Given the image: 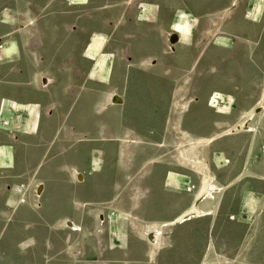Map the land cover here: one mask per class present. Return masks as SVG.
I'll use <instances>...</instances> for the list:
<instances>
[{"label":"crops","instance_id":"obj_1","mask_svg":"<svg viewBox=\"0 0 264 264\" xmlns=\"http://www.w3.org/2000/svg\"><path fill=\"white\" fill-rule=\"evenodd\" d=\"M5 11L14 24L9 29H29L25 36L33 39L15 43L0 35V190L3 196L27 181L26 186L43 187L46 198L40 217L27 206L10 212L0 208L1 216H13L0 223V264H98L99 215L110 225L125 223L129 215L118 208H108L107 216L90 214L91 224H98L78 243L82 218L77 220L66 200L60 168L68 135L77 140L89 133L99 139L98 111L117 107L114 95L124 100L119 109L141 108L145 116L157 117L168 107L166 84L179 82L205 87L199 100L188 88L172 91L169 106L185 112L188 105L202 102V113H193L190 121L205 133L187 149L202 146L205 151L179 154L188 164L186 171L166 170L158 179L160 195L167 187L173 190L170 208L176 214L152 217L142 236L150 235V245L164 227L192 221L174 225L188 214H205L194 218L201 219L206 232L199 264H264V90H259L264 84V0H0V16ZM39 19L49 26H33ZM53 20L58 22L51 24ZM47 26L73 36L69 46L63 39L59 47L40 48L36 38ZM169 36L175 42L173 53ZM89 83L97 86L85 85ZM101 85L110 87L100 90ZM95 93L106 100L99 108L94 107ZM171 125L158 132L175 130ZM246 126L251 131H244ZM144 137L140 142L146 145L178 146ZM124 143L130 148L138 141L129 137ZM109 155L110 150L103 157ZM98 169L100 184L105 172ZM69 171L78 187L86 183L77 167ZM76 191L79 196L80 188ZM119 195L124 202L130 199V194ZM158 208H163L161 201L145 210ZM105 227L107 252H114L115 242L125 248L124 230L114 233Z\"/></svg>","mask_w":264,"mask_h":264},{"label":"rangeland","instance_id":"obj_2","mask_svg":"<svg viewBox=\"0 0 264 264\" xmlns=\"http://www.w3.org/2000/svg\"><path fill=\"white\" fill-rule=\"evenodd\" d=\"M0 20L4 22V24L0 23L2 26L0 27V35L4 36V40L13 38V42L15 43H28L30 42V39H33L29 36H25L26 33L30 31L29 29L20 30L19 32L9 29L11 25L14 27V24L12 20H10V14L8 11H5L4 15L0 16ZM57 22L58 20H53L51 24L55 25ZM33 23V26L35 25V27H40L41 24H47L48 26L50 24L48 20L44 19L36 20ZM48 26L47 28L44 27L42 29L43 31L40 30L38 33L39 37L36 38V43L41 44L39 46L40 48L48 45L59 47L62 42L61 40L63 39H65L64 43L69 46L73 36L62 35L61 31L53 29V27L49 29ZM9 30H11V32H9ZM84 38L85 37H83V39ZM2 40L0 39V41ZM65 56L64 59H73V56L71 55ZM86 66L87 64L83 63V67L86 68ZM70 70L72 71L70 74L73 75L74 69L72 68ZM56 72L57 75L63 73L58 70H56ZM181 74H183V72L179 71L178 76ZM65 75H67V73ZM85 85L97 86L96 84L91 85L90 83ZM172 85L175 86V93H177V91H184L185 93L187 88L188 93L191 92L190 84H182L179 82ZM109 87V85L99 86L100 90L102 88L107 90ZM259 90H264V84L260 85ZM102 95L103 94L101 93L99 95L95 93L93 96L95 99L94 107L99 108V106L106 103V100L100 98ZM98 97L100 98L99 101H97ZM114 97L120 98L118 95H114ZM118 101L120 103L121 100ZM184 102L185 101L180 102L182 107H185ZM121 105H123V102L117 104V107L98 111L100 142H94L89 133H84L87 136L86 139L79 137L77 140L68 135V140L66 142L67 152L63 153L61 157L62 163L66 165V169L63 172V176L66 180L63 187L65 190L64 192H66L67 195L65 196L66 200L70 203V207H73L71 211L75 214L77 220L79 221V219L82 218L80 225L81 228L79 227V231L81 232H79L78 235V243H80L81 240L86 241V235L88 232H90L92 227H95L96 224H98L95 220L92 222L93 225L91 224L92 218L90 214H94V216L97 217L98 212H102L107 216L109 214H107L108 208H118L127 212L126 214L129 215L127 216V220H125V223L117 221L110 225L107 220L106 222L104 221V217L99 215V220L101 222L99 224H101V227L97 234L98 237L95 236V239L98 238L99 241V254L98 259H96L98 264H199L202 247L206 241L205 227H203L204 225L201 223V219H193L188 223L184 222L185 224L181 226L164 227L163 232L159 231V234L155 237L154 243H152L153 241L151 242L152 245L147 244L150 235L146 234V238L143 237L141 230L149 219H152V217L154 219V216L171 218L176 214V208H174V211L170 208L173 201L171 192L173 190L167 187V190L160 195L161 191L159 189L160 187L158 188V179L166 170L186 171L188 164L182 163L179 154L193 156L204 154L205 150L202 146L187 149V144L192 143L195 137L205 133L203 126H197L193 129L194 125L192 124V120L190 121L193 113H202V102L200 101L199 103L188 105L185 112H173V108H170L169 114L171 121H169V126L173 124V127L176 129L173 131L169 130L170 132L165 131L162 134L155 130L156 125L150 126L149 123L155 124L156 122H159L158 117L164 114L165 107L162 108L161 113H159L157 117H147L144 115L145 110L143 111L141 108L130 112L129 109L124 110L122 107L119 109L118 106ZM140 114L143 115L139 117ZM117 115H119L120 118L117 117ZM122 115H125L124 117L126 120L128 118L130 119L129 127H123L124 121ZM146 119L150 120L147 121ZM141 120L142 122H145L147 126L153 128V130H147L145 133V126H142L143 124L140 125ZM250 120L251 118H249V121ZM95 134L94 136H96ZM144 134H147L148 138L151 140H172L175 144H178V146L146 145L145 143L140 142V140H145L146 137H144ZM129 137L135 138L138 143L132 145L130 148H125L124 142ZM110 140H114L113 147H108L107 145L108 143H111L108 142ZM96 148L99 151H93ZM108 150L111 151V155L104 158L103 154ZM51 151L53 150L51 149ZM64 156H68L69 158L74 156L76 159H63ZM117 156L118 163H116L115 160H110V158ZM69 166H75L79 171L84 173L86 178V183L84 185H80V187L77 186L73 172L68 170ZM96 166L99 167V169L103 167L105 172L100 179V184H98V180H96L100 176L99 173L94 170ZM38 173L41 174V171ZM27 174L30 176L32 172L30 171ZM80 176L81 179L79 181L83 182L84 177L81 174ZM25 182L27 181H23L19 184L22 186L20 188V193H13L10 191L4 192L3 196H1L2 201L0 203V208L6 209L10 212L13 208L16 209V207L27 206L32 209L37 217H40L46 198L45 193L40 199L42 207H33L34 186L32 183L26 186ZM100 187L102 188L100 189ZM77 188H80L81 190V192L79 191V196L76 191ZM9 193H13L12 196L10 195L9 197ZM119 193L130 194V199L125 202L122 201V196H120ZM20 199H23L24 201L20 202ZM98 199L104 201L108 200V203L104 205L95 204ZM156 201L157 203L161 201L164 209L158 208L152 212H147L145 210L147 204H152V206H154ZM5 203H10L11 207H5V205H3ZM110 213L117 214L116 212ZM12 217L13 216L10 213L2 216L0 215V223L4 224L6 221L13 219ZM102 223L104 228H102ZM106 225H108L109 228L111 227L110 229L114 233H118L119 230H124L127 236V244L125 248H117L118 243L115 242V248L112 250L114 252H107L106 244L104 243L107 236ZM176 234H181V237L175 239ZM160 237L162 238L161 242ZM127 245L131 247L130 253H128ZM145 252H147V255ZM83 255L85 256L84 250Z\"/></svg>","mask_w":264,"mask_h":264},{"label":"flooded vegetation","instance_id":"obj_3","mask_svg":"<svg viewBox=\"0 0 264 264\" xmlns=\"http://www.w3.org/2000/svg\"><path fill=\"white\" fill-rule=\"evenodd\" d=\"M173 53V52H172ZM174 85H172V83H169V84H166V89H167V91H168V95H169V97L166 99V101H164V103L165 104H167V108H164V114L163 115H161V116H159L158 117V119H159V122H156L155 124H153V123H149V125L150 126H155L156 127V131H158V129H160V128H164V129H167V127L169 126V121H171V117H170V114H169V112H170V98H171V95H172V91H174ZM205 87H204V85L203 84H192L191 85V93L192 94H194L193 96H196V98L199 100L200 98L198 97V96H202L203 94H205V89H204ZM170 91V92H169ZM124 101V100H123ZM198 103V102H197ZM123 107V106H122ZM123 116V115H122ZM125 116V115H124ZM123 116V121H124V128L127 126V127H129V125H130V119L128 118L127 120L125 119V117ZM147 117H150V116H147ZM147 121L148 120H150V119H146ZM143 124V125H142ZM140 125H142V126H145L144 127V129H147V128H151L150 126H147V124L145 123V122H142V120H141V123H140ZM183 125V124H182ZM172 125H170L169 127H171ZM151 129H153V128H151ZM96 132V131H95ZM93 141L94 142H100L101 140L100 139H93ZM108 142H111V143H108L107 145H108V147H113L114 146V140L113 141H108ZM113 142V143H112ZM76 151V150H75ZM93 151H99L97 148L95 149V150H93ZM65 152H67L66 150H64V152L63 153H65ZM63 159H70V160H75L76 158L74 157V156H72V157H68V156H64V158ZM110 160H115L116 161V163H118V156L117 157H112V158H110ZM123 164H124V162H123ZM70 167V166H69ZM61 169H63V170H65L66 169V165L65 164H61V167H60ZM68 170H69V168H68ZM150 173V172H149ZM149 193V192H148ZM1 196H2V194H1V190H0V203H1ZM96 204V203H95ZM88 214V213H87ZM165 234H166V232H165ZM168 247H169V245H168Z\"/></svg>","mask_w":264,"mask_h":264},{"label":"built area","instance_id":"obj_4","mask_svg":"<svg viewBox=\"0 0 264 264\" xmlns=\"http://www.w3.org/2000/svg\"><path fill=\"white\" fill-rule=\"evenodd\" d=\"M168 44H170V46L168 47V51L169 52H174V49H173V45L172 43H170V36L168 37ZM172 46V47H171ZM22 186L19 185V186H12V189L11 191L12 192H17V193H20L21 192V188ZM43 195V187H41L39 190L38 189H33V207L35 208H40V199H41V196ZM24 200L23 199H20V202H23Z\"/></svg>","mask_w":264,"mask_h":264},{"label":"bare ground","instance_id":"obj_5","mask_svg":"<svg viewBox=\"0 0 264 264\" xmlns=\"http://www.w3.org/2000/svg\"><path fill=\"white\" fill-rule=\"evenodd\" d=\"M121 100L120 98H117L116 97V99H113V102H112V104L113 105H117V104H120L121 102H123L122 100L120 101V103H119V101L118 100ZM195 101H196V99H194ZM181 108H182V106H180ZM250 118V117H249ZM246 121H249V119H247ZM245 121V122H246ZM241 129H244L243 128V126L241 125V127L239 128V130H241ZM244 131H251V129H250V127L249 126H246V129L244 130ZM230 133H234V130L233 131H231ZM197 163H200V161H197ZM77 178H78V180H80L81 179V176H80V174L78 173L77 174ZM82 181V180H81ZM39 190V189H38ZM205 196H202V198H204ZM202 200V199H201ZM205 214H188V215H186L185 217H183V218H181L179 221H177L174 225H179V224H182V223H184V222H187V221H189V220H191V219H194V218H196V217H203ZM156 233V232H155Z\"/></svg>","mask_w":264,"mask_h":264},{"label":"water","instance_id":"obj_6","mask_svg":"<svg viewBox=\"0 0 264 264\" xmlns=\"http://www.w3.org/2000/svg\"><path fill=\"white\" fill-rule=\"evenodd\" d=\"M170 43L174 44L175 42L173 40L170 39Z\"/></svg>","mask_w":264,"mask_h":264},{"label":"trees","instance_id":"obj_7","mask_svg":"<svg viewBox=\"0 0 264 264\" xmlns=\"http://www.w3.org/2000/svg\"><path fill=\"white\" fill-rule=\"evenodd\" d=\"M83 181V180H82Z\"/></svg>","mask_w":264,"mask_h":264}]
</instances>
